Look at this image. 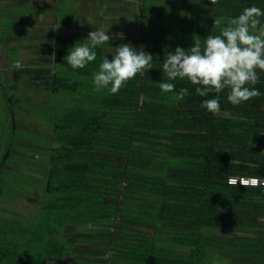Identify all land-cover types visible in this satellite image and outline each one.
<instances>
[{
    "label": "trees",
    "instance_id": "obj_1",
    "mask_svg": "<svg viewBox=\"0 0 264 264\" xmlns=\"http://www.w3.org/2000/svg\"><path fill=\"white\" fill-rule=\"evenodd\" d=\"M128 1L139 6L138 34L112 37L85 68L72 69L68 51L43 52L60 68L49 90L61 95L51 117L57 147L40 164L35 210L14 222L0 212V264H214L209 248L264 264V187L226 184L264 178V73L258 97L234 106L225 90L215 115L201 107L215 94L200 97L187 80L172 81V93L159 88L167 52L219 34L246 7L264 10V0ZM122 44L143 46L153 68L116 93L97 90L94 73ZM180 88L189 94L178 101Z\"/></svg>",
    "mask_w": 264,
    "mask_h": 264
},
{
    "label": "crops",
    "instance_id": "obj_2",
    "mask_svg": "<svg viewBox=\"0 0 264 264\" xmlns=\"http://www.w3.org/2000/svg\"><path fill=\"white\" fill-rule=\"evenodd\" d=\"M13 1L14 2L11 0H0V4L4 2L5 4H14L15 1L16 3L19 2V0ZM41 1H39V3ZM97 2L103 4L101 12H105L108 17H113L112 19L119 18L120 22L115 23L117 21L112 22V19L111 21L108 19L107 21L101 22V24H91L90 14L94 13L92 5ZM47 4H49L50 8H53L52 5L56 6L52 19L48 21L44 17H41V20L27 18L29 22L24 24V27H30L31 30H36L37 33L32 36L30 34V36H28V34L22 33V35L14 32V20L16 15H10V17L4 15L6 17L2 19L1 17H3V15L0 14L1 21H9L5 24H0V206L5 205V208L8 209L12 202L18 205L16 210L19 208L17 212H13V215L10 211L0 207V212H4L5 214V218L3 219L8 222L15 221V214L20 216L26 215L29 211H34L39 205L40 198L43 195L42 189L40 192L38 190L39 188L35 189L32 195L25 192V194L22 195L23 197L17 192L10 194L8 190V180L11 178L9 175L16 172L25 175L29 173L23 170L24 168L21 169L18 166H14L15 163L22 165L23 161L26 160L27 162H24V164L32 166V172L28 175L31 177L29 182H36L38 186L42 187L45 175L39 173L40 164L44 165L46 160L52 155V149L57 147L55 143L50 144L53 134V119L51 117L54 115L55 106L59 105L50 102V98L52 97L47 98L46 95H49L50 82L55 72H60V68L54 64L51 56H46L43 52L54 49L69 51L74 44L85 40L88 33L91 31H106L111 37H121L122 35L123 38H127L132 35H125V30L135 27V25L139 27L137 23L138 18H136L139 6L133 1L49 0ZM126 19H130L132 22L126 23ZM40 22H42V25ZM116 28H121L120 35L118 33H108V31L115 30ZM17 31L20 32V30ZM31 42H33V45L37 43L33 51L36 57H38L36 65L37 70L27 72L23 71L25 69L27 70V68L20 63V60L23 54H26L25 57L28 59L27 64L32 66L30 60H32L33 56L26 53V51H29L27 45L32 44ZM16 49L19 50L18 54H7L8 50L16 51ZM24 75L31 76V84L36 82L44 85L45 93L43 94L45 97L41 105L38 103L39 101L37 99L35 103L34 99H32L33 103L30 102V96L26 97L25 101H22V99L13 94L14 92L12 91L14 90L12 88L14 83L18 81L23 82ZM8 88H11V92L8 91ZM56 96L57 95H54L53 98ZM14 103L17 105L19 104L16 109L13 107ZM21 103L25 104L24 107L20 105ZM35 109L38 110V112L40 111V113L36 114ZM40 139L45 141L46 144H40ZM13 197L14 199H12ZM20 207H22V209ZM21 210L23 214L20 213ZM72 230L74 233H78L81 228L77 227ZM218 237L220 238V235ZM67 239L71 240V237ZM81 244L82 243L79 241L75 242L74 247L76 250L82 248V250H88L89 245L83 247ZM209 249L214 258V264H258V262L251 263L247 260L234 258L230 253L221 248Z\"/></svg>",
    "mask_w": 264,
    "mask_h": 264
},
{
    "label": "clouds",
    "instance_id": "obj_3",
    "mask_svg": "<svg viewBox=\"0 0 264 264\" xmlns=\"http://www.w3.org/2000/svg\"><path fill=\"white\" fill-rule=\"evenodd\" d=\"M212 4L217 0H210ZM264 10L249 6L224 26L219 34H209L204 39L193 36L188 49L176 47L167 52L162 62L166 80L159 82L162 92L172 93L177 79L187 80L195 87L202 101L201 107L211 114L220 112L219 94L227 90V101L234 106L258 97L260 92L253 87L264 73V24L261 18ZM219 25L220 21H214ZM120 38H123L122 35ZM112 37L105 31H91L82 42L69 49L65 59L72 69H83L97 58L95 49L108 44ZM153 68V55L141 46L135 50L130 44L114 48L112 59L105 57L99 70L94 73L93 83L97 90L108 88L118 92L138 74H145ZM189 94L188 88H180L176 100H183ZM235 183V181H233ZM259 177L243 179V184L257 186Z\"/></svg>",
    "mask_w": 264,
    "mask_h": 264
},
{
    "label": "rangeland",
    "instance_id": "obj_4",
    "mask_svg": "<svg viewBox=\"0 0 264 264\" xmlns=\"http://www.w3.org/2000/svg\"><path fill=\"white\" fill-rule=\"evenodd\" d=\"M12 2H14L13 0H11ZM39 1L41 0H19V2L15 3L14 4H5L4 3H1L0 4V14L3 15V17H1L2 19H4L6 16L4 15H7V17H10V15H13L15 17V20H14V28H15V33L16 34H28V36H32V35H35L37 32L36 30H31L30 27H24V24H26V22H29L27 18H34V19H38V20H41V17H44L46 18V20H50L53 18L54 16V8H56V6L52 5L53 8H50L49 4H47V2L49 1H41L39 3ZM10 2V1H8ZM44 4V5H43ZM42 10H41V9ZM103 9V4H100V2H97V3H94L92 5V10H94V13L93 14H90L91 16V24H101V22H104V21H107L109 19V21H111V19L113 17H108L105 12H101V10ZM104 13V14H103ZM107 13V12H106ZM104 15V16H103ZM112 16V15H111ZM123 16V14H122ZM130 16V15H128ZM12 17V16H11ZM114 19H118V20H114ZM112 19L113 21L112 22H115V23H119L120 22V19L119 18H114ZM44 21V20H43ZM9 21H1L0 20V24L3 23H7ZM129 22H132V20L130 19H126V23H129ZM41 25H42V22H40ZM136 24V23H135ZM118 26V25H117ZM22 27V28H21ZM24 27V28H23ZM17 30H20V32H18ZM120 31H121V28H116L115 30H110L108 31V33H118L120 35ZM106 32V31H105ZM126 33V34H125ZM125 35H132L131 37H135L137 34H138V26L135 25V27H131V28H128L127 30H125ZM22 34V35H23ZM30 34V35H29ZM123 34V35H124ZM32 44H28V48H29V51H26L27 54L33 56L32 60H30V64H32V66H30L29 64H27V58L25 57L26 54H23V57H21V60H20V63L24 66H26L27 70H23V71H36L37 69V58L36 57V54L33 52L37 46V43H35L36 45H33V42H31ZM41 46V45H40ZM19 53V50L16 49V51H13V50H8L7 51V54L8 55H15V54H18ZM26 59V60H25ZM23 82H16L14 83L13 85V90L12 92H14L13 94L15 96H17L18 98L22 99V101H25L26 97H31V101L32 99H34V103L35 101H39L38 103L41 105L43 103V100H44V94L45 93V88H44V85L43 84H38V83H34V84H31V76L28 75V76H23ZM11 88H8V91H10ZM11 92V91H10ZM47 94V93H46ZM47 98H50V94L49 95H46ZM60 97L61 95L60 94H57L56 97H52L50 98V102L52 103H55L60 105L59 102L61 103L60 100ZM37 99V100H36ZM24 107V103L20 104ZM19 106V104L17 105L16 103H14V109H16L17 107ZM36 110V109H35ZM32 113V112H31ZM40 111L38 112V110H36V114H39ZM34 114V113H32ZM40 144L44 145L46 144L45 141H42V139H40ZM45 142V143H44ZM24 162H27L26 160L23 161V164L20 165L19 163H15L14 166H18L19 168L31 173L32 172V166L31 165H26L24 164ZM31 169V170H30ZM30 170V171H29ZM29 173H27V175L25 174H21L20 172H16L14 174H10V178L8 180V190L10 191V194H14L15 192H17L21 197H23L22 195L25 194V192H27V194H31L34 192L35 189L39 188L38 190L41 192V189H43V187L41 186H38L36 182L32 183V182H29L31 177L28 176ZM37 190V191H38ZM14 199V197L12 198ZM10 203V202H9ZM18 205H16L15 203H10V207L8 209L5 208V205L4 206H0L2 207L3 209L5 208V210L7 211H10V213L12 214L14 211L17 212L19 208H17L16 210V207ZM22 209V207H20ZM13 209V210H12ZM20 213L23 214V211L21 210ZM14 215V213H13ZM16 215V214H15ZM2 218H5V216H3ZM68 235H72L74 232L73 230L69 229L68 230ZM69 237V236H68ZM67 237V238H68ZM84 247V246H83ZM56 264H64L63 262H59V263H56Z\"/></svg>",
    "mask_w": 264,
    "mask_h": 264
},
{
    "label": "built area",
    "instance_id": "obj_5",
    "mask_svg": "<svg viewBox=\"0 0 264 264\" xmlns=\"http://www.w3.org/2000/svg\"><path fill=\"white\" fill-rule=\"evenodd\" d=\"M247 178H250V177H246V176L229 177L226 181V184L229 186H240V187H250V188L264 187V178L260 179L261 182L257 186H252L251 184L244 185L243 179H247ZM233 181H235V183ZM260 221H261L262 231L264 233V217L261 218Z\"/></svg>",
    "mask_w": 264,
    "mask_h": 264
}]
</instances>
